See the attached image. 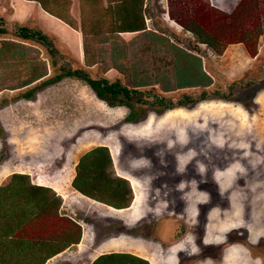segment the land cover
Instances as JSON below:
<instances>
[{"label": "rangeland", "instance_id": "374dc122", "mask_svg": "<svg viewBox=\"0 0 264 264\" xmlns=\"http://www.w3.org/2000/svg\"><path fill=\"white\" fill-rule=\"evenodd\" d=\"M45 1L50 22L35 17L38 0H19L26 9L0 0V185L26 174L58 200L23 236L78 228L74 243L54 239L61 250L43 264H90L107 252L147 264H264V34L240 41L257 0H143L145 29L123 32L111 30L113 0ZM29 24L50 45L16 35ZM194 24L213 34L216 49L186 30ZM258 26L264 33L263 16L251 27ZM176 47L200 59L209 84L178 87L201 77ZM65 70L135 89L130 102L142 118L124 122L127 107L108 106L77 76L40 84ZM32 88L31 98L20 96ZM202 91L208 99L191 108L159 115L152 105ZM97 145L130 189L124 208L71 186L79 157ZM164 218L176 224L174 241L160 238Z\"/></svg>", "mask_w": 264, "mask_h": 264}, {"label": "trees", "instance_id": "16d2710c", "mask_svg": "<svg viewBox=\"0 0 264 264\" xmlns=\"http://www.w3.org/2000/svg\"><path fill=\"white\" fill-rule=\"evenodd\" d=\"M38 1L43 9L54 13L49 10L48 3L45 4V0ZM142 3L143 0H113L111 13L114 19L113 29L111 30L114 32L144 30L145 25L142 16L144 15L145 8L142 7ZM255 3L257 11L254 14H249L246 18L247 31L242 32L243 36L240 41L244 40V35H246L247 38L252 35V38L255 39L256 36L258 37L260 34H264L259 26L258 28L251 27L252 25L255 26V21L258 25V20L262 18V16L264 17V0H257ZM259 5L260 8H258ZM261 8L263 10L260 12ZM56 15L60 19H64L61 15L57 13ZM250 27L251 29L249 30ZM186 30L194 33L198 42L206 44V46L212 50L216 49L213 34L209 33L200 25H187ZM4 32H6V30L0 27V33ZM150 34L153 35V33ZM150 34L148 33V35ZM16 35L23 39H32L40 43H48L49 45L51 43L45 34L31 27H18ZM161 38L162 37L157 36L154 39L161 48H164L167 52L168 46L165 40H160ZM252 38L250 37L249 39L252 40ZM177 51L178 53H176V55L178 57V54L181 56V52L184 53L186 50L183 51L180 47H176V52ZM48 52L53 54L55 53V49L50 47ZM182 58L183 60L180 59V61L184 64L185 61L187 62L189 60L187 59L188 57L184 58L182 56ZM199 60L200 59L195 55L191 56L190 61H196V65L193 63L192 66H195V68L190 70H194L198 73L201 77V82H197V80L196 82L179 84L178 87L196 84H202L204 86L209 84L210 79L206 77L204 73L202 74L196 70ZM44 74L45 73H39L35 79L44 76ZM68 75L84 79L94 92L96 98L105 102L108 106L127 107L129 111L123 118L124 122L135 123L138 121V118H142L144 114L142 109H140V111L135 110L134 105L130 102L132 95L136 94V90L127 88L118 82H108L106 79H91L86 73H79V71L76 70H65L54 77L45 79L40 84H51L61 79L63 76ZM204 76L207 78L206 82L202 80ZM34 88L21 93L20 96L22 98H31ZM205 95L206 92L202 91L198 99L190 100L186 98L176 103V105L166 104L160 99L152 105H155V107L160 106V109L155 110L156 113L161 115L166 110H170L174 107L191 108L200 102L199 99L201 101L208 99ZM243 103H241L243 106L247 104L246 102ZM111 163V156L106 146L97 145L87 150L79 157L75 165V174L71 180V186L73 189L93 200L114 208H124L128 206L130 189L127 187L124 179L112 173L110 168ZM58 204L56 196L49 187L31 183L26 174L12 173L9 180L0 185V264H43L47 258L55 255L61 250L59 248L53 250V242L54 239L58 238V235L62 238L64 244L74 243V233L77 232L78 234V228L77 230L72 229L63 232H52L51 237L48 238L42 236L29 239V237L23 236L24 228L27 224L33 223V221L40 219L46 214H51L53 210L58 207ZM74 227L72 226V228ZM90 264H147V262L128 252H107L95 257Z\"/></svg>", "mask_w": 264, "mask_h": 264}, {"label": "crops", "instance_id": "0c3cea01", "mask_svg": "<svg viewBox=\"0 0 264 264\" xmlns=\"http://www.w3.org/2000/svg\"><path fill=\"white\" fill-rule=\"evenodd\" d=\"M11 2H14V5H16V7L17 6H23V5H26L24 8L26 9V7H27V3H25V2H20V3H18L19 2V0H10ZM40 5V4H39ZM19 11V10H18ZM51 14H49L48 12H46L42 7H41V5L39 6V9H37V13H36V15H35V17H39V18H41V19H43V20H45V21H48V22H50L51 20L49 19V17L48 16H50ZM0 16H1V14H0ZM52 16V15H51ZM53 18V17H52ZM55 19H57V17H54ZM28 27H31V25L29 24V26ZM185 53H183L181 56H183L184 58L185 57H188L187 59H189V60H191V56L192 55H189V54H185ZM196 70L198 71V72H201L202 74L204 73L203 72V69H202V66H201V62H200V60H199V63H198V65H197V67H196ZM200 74V73H199ZM205 74V73H204ZM206 75V74H205ZM206 77H209L208 75H206ZM205 76H204V78H202V80L203 81H205L206 82V78ZM37 184V183H36ZM84 237V236H83ZM82 237V238H83ZM249 259V258H248ZM250 261V260H249Z\"/></svg>", "mask_w": 264, "mask_h": 264}, {"label": "water", "instance_id": "95a60500", "mask_svg": "<svg viewBox=\"0 0 264 264\" xmlns=\"http://www.w3.org/2000/svg\"><path fill=\"white\" fill-rule=\"evenodd\" d=\"M161 220H160L159 224L160 225L161 224H164L165 225V230L161 226L158 228L159 229V232L161 231V228H162V234L160 232V238L163 239V238L167 237V238H169L171 240L173 239L172 241L176 240V237L177 236L176 237L174 236V238L173 237L170 238V231H169L170 230L169 228H172L173 226L176 227L175 222L172 221V219H170V218H164L162 221Z\"/></svg>", "mask_w": 264, "mask_h": 264}]
</instances>
